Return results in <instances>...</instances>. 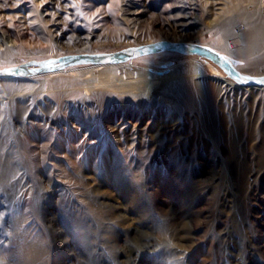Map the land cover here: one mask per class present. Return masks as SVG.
I'll use <instances>...</instances> for the list:
<instances>
[{
    "label": "rangeland",
    "instance_id": "374dc122",
    "mask_svg": "<svg viewBox=\"0 0 264 264\" xmlns=\"http://www.w3.org/2000/svg\"><path fill=\"white\" fill-rule=\"evenodd\" d=\"M259 3L0 0V69L177 38L264 73V41L246 52L244 35L264 32ZM128 61L4 80L0 264H264V91L190 73L153 95L136 73L154 67Z\"/></svg>",
    "mask_w": 264,
    "mask_h": 264
},
{
    "label": "bare ground",
    "instance_id": "6f19581e",
    "mask_svg": "<svg viewBox=\"0 0 264 264\" xmlns=\"http://www.w3.org/2000/svg\"><path fill=\"white\" fill-rule=\"evenodd\" d=\"M259 5H260L261 8L264 9V0H260ZM261 28L262 27L259 25V26L256 27V29L254 28V29L251 30V32H249L247 34L246 33L244 34L247 39H250V43H248V45L246 46V52L248 50H250V49L258 48L261 45V43L264 41V32L262 31ZM162 40H169V39H162ZM171 41H175V42H191V43H197V44H201V45L213 48L214 50H216L217 52L222 54L224 57H226L228 59V61L236 68V70H238L243 75L248 76V77H250V76H252V77L264 76V73H256L255 72V68H257V64L259 62L258 60H256L254 62V64H252L251 69L247 70V67L250 66V63H248V61L245 60L243 52L236 53L235 51H226L223 48L222 49L215 48V47L200 43L198 41L190 40V39L184 40V39L175 38V39H171ZM0 50H3L0 53V56H2L3 58H6L8 56V53L10 52V49H8V48H4V49H0ZM84 53L97 54V53H102V52L84 51ZM163 54L165 55L167 53H163ZM134 59H136V60L139 59V61L149 62V63H151L150 66L154 67V68H151V70H152L151 72H149L147 69H145L143 71H139V72L136 73V81L138 83V86L141 87V88L145 87V91L147 93H151L152 92L153 95L157 94L158 92L166 93L168 91V89H170V86L175 81L178 82L179 79L183 78L182 77L183 75L190 74V73H191V75H190L191 78L190 79L214 78V79H217V80L225 83L226 85H229L231 87L238 88V89H243V90H246L247 92H250V93H253V92H256V91L257 92H263L264 91V87H246V86H241V85L237 84L236 82H234L233 80H231L227 76H223L222 72L218 69L219 68L218 66L216 68L215 66H213L211 64H208V68L210 70L208 72L207 70H203V69L199 70L198 67H197L198 65L194 64V63H191V62H189V63H187V62H185V63H173V65H172V62L170 60H161V61L156 60L157 59V55H155L154 53L141 55V56L134 57V58L128 59V60H133L134 61ZM236 59H239V60H236ZM128 60H126V61H128ZM126 61H124V62H126ZM242 61H244L243 65L241 63ZM88 65H89V67L87 69H91V68L102 69V68H114V67L118 68V67H122V66H128L129 65V61L126 62V63L122 62V64L121 63H112V64H88ZM74 66L75 65H71V66L66 67L62 71L52 72V73H49V74H51V76H57V75H62V73H66L65 75H67L69 77H75V76H77V72L82 70V68L79 69V68H75ZM155 67H156V69H155ZM168 67H170V70H168V72L163 71L164 70L163 68H168ZM88 73H90V70L88 71ZM84 74H86V73H82V72L80 73L81 76L84 75ZM28 78H31V77H27V78H24V79H28ZM47 78H50V77H47ZM85 78H88V76H86ZM8 80H10V79H7V81ZM159 81H166L165 85H162V86H159V87L155 88V85ZM3 82H4V79H0V87H3V88H10L11 87V85L5 84ZM92 87L93 86H86L85 88L87 90H89ZM17 88H23V87L20 85ZM145 240H147V238Z\"/></svg>",
    "mask_w": 264,
    "mask_h": 264
},
{
    "label": "water",
    "instance_id": "95a60500",
    "mask_svg": "<svg viewBox=\"0 0 264 264\" xmlns=\"http://www.w3.org/2000/svg\"><path fill=\"white\" fill-rule=\"evenodd\" d=\"M159 51H175L194 54L206 58L218 66L225 75L241 86L264 87V76L248 77L240 73L226 57L213 48L191 42H175L162 40L150 44L122 49L111 53L71 54L60 58L43 61H29L17 66L0 69V79L34 77L42 74L62 71L66 67L77 64H112L122 63L128 59Z\"/></svg>",
    "mask_w": 264,
    "mask_h": 264
}]
</instances>
